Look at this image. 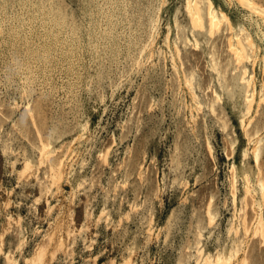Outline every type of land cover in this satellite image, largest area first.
Masks as SVG:
<instances>
[{
	"label": "rangeland",
	"instance_id": "rangeland-1",
	"mask_svg": "<svg viewBox=\"0 0 264 264\" xmlns=\"http://www.w3.org/2000/svg\"><path fill=\"white\" fill-rule=\"evenodd\" d=\"M212 1L233 30L188 0H0V264H264V18Z\"/></svg>",
	"mask_w": 264,
	"mask_h": 264
},
{
	"label": "bare ground",
	"instance_id": "bare-ground-1",
	"mask_svg": "<svg viewBox=\"0 0 264 264\" xmlns=\"http://www.w3.org/2000/svg\"><path fill=\"white\" fill-rule=\"evenodd\" d=\"M244 0H241L243 2ZM245 5H247L251 10L258 15H261L264 18V7H261L257 5L253 0H246L244 2ZM212 0H206V7L203 10L199 3L195 0H188L187 2V8L188 12L192 21L193 27L196 28H206L208 27V31L210 34L215 33L216 30L220 29V26L223 21H227L229 27L231 30H233V25L231 23L230 18L226 13L223 11H218L217 8L214 6ZM245 34V33H244ZM246 41L242 38L240 35H236V41L233 40V37L230 39V49L232 52H234V55L236 57V60L239 64H241L246 58H248V52H247V45H250L251 47H254V41L250 34H246L245 36ZM248 77V78H247ZM242 80L244 83L247 84V90H246V104H247V111L246 114H249L252 110L255 98H256V92L254 89V76L248 73V69H243V75ZM190 81V80H188ZM191 83V81L189 82ZM259 142H257L256 147L254 148L255 154L257 156L258 149H259ZM47 145H44L42 147L43 152L46 151ZM30 166L29 162L26 163V167L28 168ZM63 162H59L56 168H53V178L55 179L58 175L61 176L63 171ZM262 189H264V184L262 185ZM249 192V188L247 189ZM263 222L262 220L259 221L257 228L260 231L261 234H264V228H263ZM248 231V230H247ZM256 231V232H257ZM41 256V255H40ZM204 257V256H203ZM205 262L209 264H221V263H227V261L231 259V257H226L224 255H218L215 259H212L211 255H207L205 258ZM201 260V259H200Z\"/></svg>",
	"mask_w": 264,
	"mask_h": 264
}]
</instances>
